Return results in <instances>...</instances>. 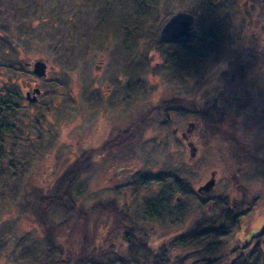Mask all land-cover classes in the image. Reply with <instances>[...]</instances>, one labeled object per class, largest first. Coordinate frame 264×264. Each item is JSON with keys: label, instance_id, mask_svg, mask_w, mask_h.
Listing matches in <instances>:
<instances>
[{"label": "rangeland", "instance_id": "374dc122", "mask_svg": "<svg viewBox=\"0 0 264 264\" xmlns=\"http://www.w3.org/2000/svg\"><path fill=\"white\" fill-rule=\"evenodd\" d=\"M223 8L206 0H0V33L9 35L0 36V78L17 80L22 91L30 90L29 83L41 90L35 102L22 97L17 129L9 130L5 155L0 156V264H19L22 255L43 248V234L19 206L28 183L47 188L80 154L91 153L113 136V122H132L147 108L172 98L193 103L201 116L192 107L155 111L159 120L146 122L129 160L120 162V155L116 159L106 153L92 156L72 185L74 197L89 206L117 195L134 210L170 185L180 198L171 209L180 217L150 221L157 232H167L153 238V247L164 243L172 259L184 258L189 264H227L264 249V105L243 100V92L255 95L259 76L247 68L253 65L246 56L251 46L215 41L203 33L187 43L158 41L161 26L176 11L195 15L203 32L214 22L219 26ZM137 13L144 15L139 27L134 25ZM241 18L238 12L229 17L237 30ZM121 22L128 23L124 30ZM37 58L47 65L43 79L22 64ZM240 64L246 70L235 72ZM238 83L244 84L243 92L237 90ZM236 101L241 106L233 108ZM189 122L195 124L190 135L194 156L180 134ZM211 171L215 183L200 197L196 189ZM144 177L150 183H134ZM159 178L163 182L157 183ZM237 186L251 196L247 204L231 207L232 197L241 201ZM64 216L62 208L51 212L57 221ZM233 218L241 227L221 237V246L211 253L173 244L197 229L227 227ZM79 229L71 238L78 246L83 237Z\"/></svg>", "mask_w": 264, "mask_h": 264}, {"label": "trees", "instance_id": "16d2710c", "mask_svg": "<svg viewBox=\"0 0 264 264\" xmlns=\"http://www.w3.org/2000/svg\"><path fill=\"white\" fill-rule=\"evenodd\" d=\"M137 14L139 16H137L134 25L139 27L143 23L144 15ZM22 24L19 23L17 29H20ZM120 25L123 26L122 29L124 30L128 23L121 22ZM2 27L3 25L0 24V30H2ZM2 35L6 39L9 36L7 33H0V36ZM219 56L221 55L219 54ZM22 64L27 67L26 63L23 62ZM0 81V84L3 85L0 86L1 156L5 155L4 141L9 135V130L17 129L15 119L20 101L22 97L26 101L27 99L24 90L18 88L20 83L17 80L0 78ZM236 104L232 103L233 108L241 106V103H237V101ZM175 107H192L196 110L195 114L201 116L197 106L178 98L158 102L136 117L129 127L125 126L122 131L119 130L120 132L116 133V136H109L105 139L99 147L92 149L91 153L80 154L72 168L70 170L66 169L47 188H42L36 183H28L21 194L23 203H19V206L30 216L32 222L41 231L45 242L39 253L29 251L25 256L22 255L19 264H107L112 261H117L119 264H189L184 258L174 257L172 259L166 247L167 245L165 246L164 243L160 244L159 247H153L150 244L153 238H163L167 234L163 229L157 232L152 226L153 222L150 221L163 223L172 215L174 220H178L180 217L178 210L174 213L171 209L175 199L180 198L173 195L170 185L165 187L164 190L160 189L155 197L143 200L141 208L134 210L127 208V202L117 195L97 199L89 206H84L72 193V185L76 181V177L81 175V172L90 164L89 160L92 156L97 153H106L112 154L114 157L117 156V159L120 155L118 161L126 162L130 159L131 153H134V147L139 138L138 135L146 129V122L159 120L155 111ZM257 123L254 124L257 125ZM225 146L228 149L230 147L228 144H225ZM254 160L257 161V159ZM156 182L161 183L163 179L159 178V181ZM134 183L137 186H142L150 182L144 177L143 181H134ZM178 184L180 185V183ZM136 189L137 187L133 188L134 192H136ZM183 190L185 189L183 188L179 192ZM56 208H62L65 212V216L58 221L51 217V212ZM232 220L233 224H229L227 227H225V224L222 226L217 225L218 227L212 225L208 228L197 229L194 232L178 236L173 244H175V247L195 245L203 247L207 253H211L221 246L223 242L221 237L223 239L227 238L241 227L239 220H235V218ZM78 229L83 233L79 246L77 242L71 243L72 235ZM260 234L264 237V224ZM61 241L64 244L59 254H57L56 249ZM130 248L133 250L130 251ZM258 249L259 251L254 256L242 254L227 264H264V249L261 247ZM3 263L8 264L7 261H3ZM207 263L210 264L209 260H207Z\"/></svg>", "mask_w": 264, "mask_h": 264}, {"label": "flooded vegetation", "instance_id": "af4514ba", "mask_svg": "<svg viewBox=\"0 0 264 264\" xmlns=\"http://www.w3.org/2000/svg\"><path fill=\"white\" fill-rule=\"evenodd\" d=\"M206 1H208V4H210V5H219L221 7H224L223 8V14L221 16L222 22H220L219 19L217 18L218 22H219L218 23L219 26H217V23L214 22L210 27L206 28L203 32H201V30L198 28V25L196 23V17H195V15L192 14L193 18H194L192 25H193V28L195 29V35L193 38H197L200 36V34L203 33L202 34L203 36L208 37L209 39H212L215 41H221V42L237 41V42L244 43V47L251 46V47L247 48L246 51L248 53L246 52L247 53L246 56L248 57V60H252L253 65L247 66V68L248 69L251 68L253 73L259 75L258 81L256 82V84L253 85L256 92H255V95L254 94L250 95L248 92H246V94H245L241 90V87H243L244 84L242 85L240 83H238V85H237L238 86L237 90L243 92V100L246 101L248 103V105H251V104L257 105V106L260 104L264 105V80H262V76H260V74H264V0H206ZM236 12H238V15L242 16V18H241L242 22H240V24H239L240 25L239 30H237L238 26L236 24H234L232 21H230V19H229V17H231V15L236 14ZM221 26H222V31H220ZM250 29H251V33L249 32ZM229 45L227 44L225 47L223 45V47L226 49V51H227V48L229 47ZM220 55L224 56L222 54H220ZM248 60H246L247 63L251 62ZM242 66H243V64L238 65L235 68V72L239 71L242 73L244 69L246 70V68L245 67L242 68ZM28 67H30V66H28ZM227 69H229V67H227ZM29 87H30V90L24 89V92L25 93L30 92L29 96H32L31 90L37 86H35L34 83L32 85L29 83L27 88H29ZM40 94H41V90H40V93L37 94V96ZM102 109L105 110L104 108H102ZM251 118L252 117H249L248 119H251ZM262 118H264V117H262ZM122 121L112 123V127L110 129V132L113 136H111V135H109V136L114 137L119 130L122 131V129L125 128V126L129 127L131 124V121L128 119H126V120L124 119ZM194 131H195V124L192 122H189L188 128L186 129V131L181 132L180 134H181V137L183 138V140H185L188 143V142H192V141H190V135ZM109 136H107V137H109ZM107 137L104 138L103 141H105V139H107ZM102 143L103 142H101L100 144H102ZM93 148H95V147H93ZM211 172H215V171H211ZM214 176H215V173H214ZM200 185H202V184H200ZM240 188L241 187L237 186L236 189L239 191H242V190H240ZM239 193L241 196V201H236V199L234 197H232L230 206L232 205L235 207H241L242 205L247 204V202L249 201V199H248L249 195H246L244 193V190L242 192H239ZM199 196L201 197L202 195H199ZM242 203H244V204H242ZM231 210H233V209L231 208ZM262 224H264V220H263Z\"/></svg>", "mask_w": 264, "mask_h": 264}, {"label": "water", "instance_id": "95a60500", "mask_svg": "<svg viewBox=\"0 0 264 264\" xmlns=\"http://www.w3.org/2000/svg\"><path fill=\"white\" fill-rule=\"evenodd\" d=\"M193 19V15L186 11H176L160 28L158 41L167 43H187L191 41L195 35V29L192 25ZM26 65H31V71L35 76L42 79L45 78L46 63L42 58H37L32 63H26ZM39 93L40 89L35 87L31 90L32 96H29V92H26V99L29 102H34ZM187 146L189 148V155L194 156L196 147L192 142H188ZM214 181V172H211L209 179L203 185H200L196 189V192L199 195L206 194L212 189Z\"/></svg>", "mask_w": 264, "mask_h": 264}]
</instances>
